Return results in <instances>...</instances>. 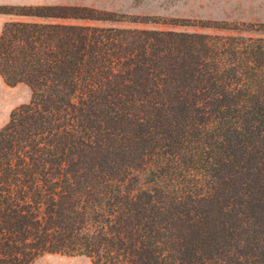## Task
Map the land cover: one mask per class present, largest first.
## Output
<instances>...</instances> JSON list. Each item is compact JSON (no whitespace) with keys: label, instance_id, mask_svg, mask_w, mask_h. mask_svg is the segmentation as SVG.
I'll return each instance as SVG.
<instances>
[{"label":"trees","instance_id":"obj_1","mask_svg":"<svg viewBox=\"0 0 264 264\" xmlns=\"http://www.w3.org/2000/svg\"><path fill=\"white\" fill-rule=\"evenodd\" d=\"M0 15V264H264L263 23Z\"/></svg>","mask_w":264,"mask_h":264},{"label":"rangeland","instance_id":"obj_2","mask_svg":"<svg viewBox=\"0 0 264 264\" xmlns=\"http://www.w3.org/2000/svg\"><path fill=\"white\" fill-rule=\"evenodd\" d=\"M0 3L3 6H78L130 17L148 18L151 21L157 22L146 25L126 23L118 25L119 27L126 28L202 32V30L195 27H180L169 24L173 20H188L190 22L193 21L195 24H198L197 22L264 24V0H0ZM12 18L10 17L9 21ZM163 22L164 24H162ZM67 23L73 24L74 22ZM0 82L6 88L3 95H0L1 128L7 122L11 111L29 102L30 91L22 83L7 86L2 79H0ZM1 97L5 100H1ZM31 264L90 263L83 256L51 254L44 255Z\"/></svg>","mask_w":264,"mask_h":264},{"label":"crops","instance_id":"obj_3","mask_svg":"<svg viewBox=\"0 0 264 264\" xmlns=\"http://www.w3.org/2000/svg\"><path fill=\"white\" fill-rule=\"evenodd\" d=\"M2 4V3H0ZM11 16L8 15H0V26L4 23V22H8L10 20ZM12 18V17H11ZM18 20L17 18L15 19L14 17L11 19V21H16ZM1 30V29H0ZM1 79V78H0ZM6 88H4L0 82V95H3V93L6 91ZM1 100H5L3 99V97H1Z\"/></svg>","mask_w":264,"mask_h":264}]
</instances>
